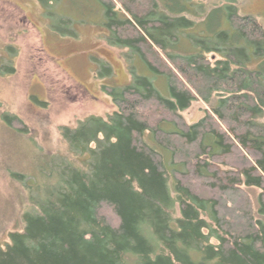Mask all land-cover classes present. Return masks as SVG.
<instances>
[{"label": "trees", "instance_id": "obj_1", "mask_svg": "<svg viewBox=\"0 0 264 264\" xmlns=\"http://www.w3.org/2000/svg\"><path fill=\"white\" fill-rule=\"evenodd\" d=\"M97 1L130 80L103 86L111 113L59 127L75 157L27 182L33 208L0 264H264L241 189L260 190L264 217V26L239 0Z\"/></svg>", "mask_w": 264, "mask_h": 264}, {"label": "rangeland", "instance_id": "obj_2", "mask_svg": "<svg viewBox=\"0 0 264 264\" xmlns=\"http://www.w3.org/2000/svg\"><path fill=\"white\" fill-rule=\"evenodd\" d=\"M45 1L0 0L1 248L10 233L22 231V214L33 208L27 182L47 181L49 164L75 157L59 127L73 128L86 117L111 113L115 108L103 86L119 87L130 80L122 50L103 40L104 13L97 0H47L43 5ZM195 1L207 9L216 2ZM239 8L264 26V0H239ZM65 32L75 37L63 38ZM107 66L111 75L106 77ZM156 84L165 94L163 81ZM205 108L202 101H193L181 115L192 123ZM12 116L15 120L6 123ZM241 189L254 216L264 222L257 213L260 190Z\"/></svg>", "mask_w": 264, "mask_h": 264}, {"label": "crops", "instance_id": "obj_3", "mask_svg": "<svg viewBox=\"0 0 264 264\" xmlns=\"http://www.w3.org/2000/svg\"><path fill=\"white\" fill-rule=\"evenodd\" d=\"M71 26L73 27V25H71ZM66 33H67V32H65V34H64L65 36H63V38H65V37H71V38H74V37H75V36L72 37V35H70V34L67 35ZM71 33H72V32H71ZM72 34H74V32H73ZM52 35H53V36H56V35H57L56 37L59 38V35H58L57 33H55V32H53ZM69 35H70V36H69ZM60 38H62V37L60 36ZM106 45H107V44H106Z\"/></svg>", "mask_w": 264, "mask_h": 264}]
</instances>
